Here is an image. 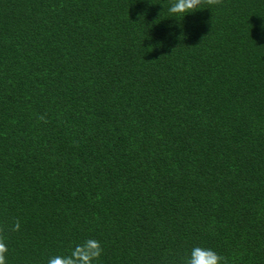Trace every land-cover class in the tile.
Masks as SVG:
<instances>
[{"label": "trees", "instance_id": "obj_1", "mask_svg": "<svg viewBox=\"0 0 264 264\" xmlns=\"http://www.w3.org/2000/svg\"><path fill=\"white\" fill-rule=\"evenodd\" d=\"M171 3L0 0L7 264H264V0Z\"/></svg>", "mask_w": 264, "mask_h": 264}, {"label": "clouds", "instance_id": "obj_2", "mask_svg": "<svg viewBox=\"0 0 264 264\" xmlns=\"http://www.w3.org/2000/svg\"><path fill=\"white\" fill-rule=\"evenodd\" d=\"M224 0H172L168 12L172 15L183 17L189 12H195L201 8V5L209 6L222 5ZM40 120L47 123L45 116H40ZM10 231L18 232L21 229V222L16 218L9 226ZM6 229L0 225V264H7V253L9 251ZM102 243L92 237L86 238L81 243L72 248L69 255H55L48 259L47 264H96L103 254ZM170 264H228L225 256L217 253L212 248L195 246L191 249L190 254L180 257L178 261H172Z\"/></svg>", "mask_w": 264, "mask_h": 264}]
</instances>
